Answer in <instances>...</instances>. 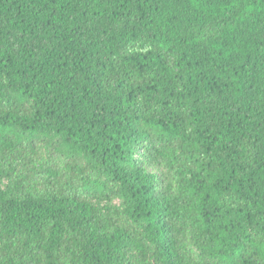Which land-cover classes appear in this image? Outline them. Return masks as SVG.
<instances>
[{"label": "trees", "instance_id": "trees-1", "mask_svg": "<svg viewBox=\"0 0 264 264\" xmlns=\"http://www.w3.org/2000/svg\"><path fill=\"white\" fill-rule=\"evenodd\" d=\"M0 264H264V0H0Z\"/></svg>", "mask_w": 264, "mask_h": 264}, {"label": "rangeland", "instance_id": "rangeland-1", "mask_svg": "<svg viewBox=\"0 0 264 264\" xmlns=\"http://www.w3.org/2000/svg\"><path fill=\"white\" fill-rule=\"evenodd\" d=\"M44 158H45V151L42 150L40 160L43 161ZM111 204L116 206V205H119V202L117 200H114L111 202Z\"/></svg>", "mask_w": 264, "mask_h": 264}]
</instances>
